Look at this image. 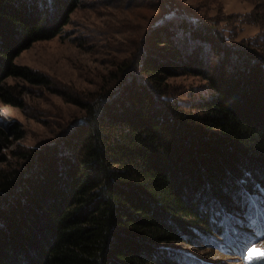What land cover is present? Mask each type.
I'll use <instances>...</instances> for the list:
<instances>
[{
	"label": "trees",
	"instance_id": "1",
	"mask_svg": "<svg viewBox=\"0 0 264 264\" xmlns=\"http://www.w3.org/2000/svg\"><path fill=\"white\" fill-rule=\"evenodd\" d=\"M81 1L0 0L5 102L23 103L8 78L47 83L15 58L59 34ZM164 5L150 47L110 72L116 83L73 98L81 119L0 166V264H224L185 249L202 241L244 264L264 238V54L227 49L218 27ZM185 74L206 80L195 109L169 84ZM5 139L0 126V149Z\"/></svg>",
	"mask_w": 264,
	"mask_h": 264
},
{
	"label": "rangeland",
	"instance_id": "2",
	"mask_svg": "<svg viewBox=\"0 0 264 264\" xmlns=\"http://www.w3.org/2000/svg\"><path fill=\"white\" fill-rule=\"evenodd\" d=\"M175 1L179 20L218 27L227 38V49L243 44L264 54V0ZM164 8V0H82L59 34L22 50L15 62L42 74L47 83L13 77L6 80L23 103L10 104L0 98V126L7 133L0 149V166L14 162L18 150L54 144L62 131L81 119L84 111L73 98L114 85L116 78L110 72L121 62H131V54L150 47L144 38L149 26L169 10ZM169 84L173 97L188 110L209 96L206 80L200 75L174 76ZM9 124L16 125L13 130L18 131H11ZM260 194L264 200V193ZM257 247L263 254L264 238ZM185 249L198 258L216 253L210 258L213 262L241 264L238 254L215 252L207 241Z\"/></svg>",
	"mask_w": 264,
	"mask_h": 264
},
{
	"label": "snow or ice",
	"instance_id": "3",
	"mask_svg": "<svg viewBox=\"0 0 264 264\" xmlns=\"http://www.w3.org/2000/svg\"><path fill=\"white\" fill-rule=\"evenodd\" d=\"M257 187L259 188V185H257ZM260 191L264 192V188H261ZM254 251V249H253Z\"/></svg>",
	"mask_w": 264,
	"mask_h": 264
}]
</instances>
